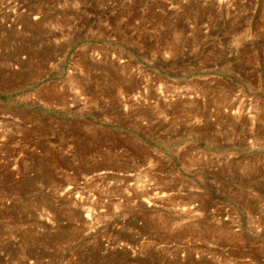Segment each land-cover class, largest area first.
Wrapping results in <instances>:
<instances>
[{
  "label": "rangeland",
  "instance_id": "rangeland-1",
  "mask_svg": "<svg viewBox=\"0 0 264 264\" xmlns=\"http://www.w3.org/2000/svg\"><path fill=\"white\" fill-rule=\"evenodd\" d=\"M0 264H264V0H0Z\"/></svg>",
  "mask_w": 264,
  "mask_h": 264
}]
</instances>
